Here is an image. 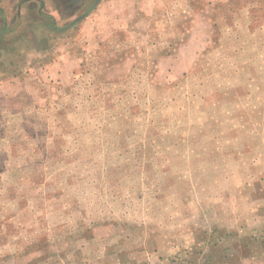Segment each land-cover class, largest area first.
Here are the masks:
<instances>
[{
    "label": "rangeland",
    "instance_id": "obj_1",
    "mask_svg": "<svg viewBox=\"0 0 264 264\" xmlns=\"http://www.w3.org/2000/svg\"><path fill=\"white\" fill-rule=\"evenodd\" d=\"M95 1L0 46V264H264V0Z\"/></svg>",
    "mask_w": 264,
    "mask_h": 264
},
{
    "label": "crops",
    "instance_id": "obj_2",
    "mask_svg": "<svg viewBox=\"0 0 264 264\" xmlns=\"http://www.w3.org/2000/svg\"><path fill=\"white\" fill-rule=\"evenodd\" d=\"M86 1H90V0H86ZM115 1L118 2L122 0H115ZM71 2L80 4L82 0H71ZM105 2L106 0H100L98 5L104 4ZM42 4H43V0H0V5H2V8L0 7V22L1 21L7 22L6 27H4L5 29H3L4 32L1 31L0 46H2L3 44L6 45L9 39H11L12 37H16L17 35L21 33H25L24 30L27 27H30L28 25L30 21H33L31 23L33 24L34 22L42 20V14H43ZM212 6H215L214 8L218 9L219 5L216 3L213 4V3L199 0L198 7L201 9H208L209 7H212ZM16 27H17L16 31H13L12 33L11 31L14 30V28ZM45 51L48 52V50H45ZM52 65H53V68H57L58 64L56 65L55 63H53L50 66ZM50 66H47L46 69H49ZM77 66L79 67L80 65H77Z\"/></svg>",
    "mask_w": 264,
    "mask_h": 264
},
{
    "label": "water",
    "instance_id": "obj_3",
    "mask_svg": "<svg viewBox=\"0 0 264 264\" xmlns=\"http://www.w3.org/2000/svg\"><path fill=\"white\" fill-rule=\"evenodd\" d=\"M99 1L100 0H96V2L92 5V7L90 8V10L87 12V13H85L83 16H81L80 18H78L77 20H75L74 22H72L71 24H70V26H72V25H74L76 22H78V21H80V20H82V19H84V18H86L88 15H89V13L98 5V3H99Z\"/></svg>",
    "mask_w": 264,
    "mask_h": 264
},
{
    "label": "flooded vegetation",
    "instance_id": "obj_4",
    "mask_svg": "<svg viewBox=\"0 0 264 264\" xmlns=\"http://www.w3.org/2000/svg\"><path fill=\"white\" fill-rule=\"evenodd\" d=\"M6 25H7V22H5V21H1V23H0V27H2L1 28V30H0V35H1V31L2 32H4V30L3 29H5L4 27H6ZM0 43H1V38H0Z\"/></svg>",
    "mask_w": 264,
    "mask_h": 264
}]
</instances>
